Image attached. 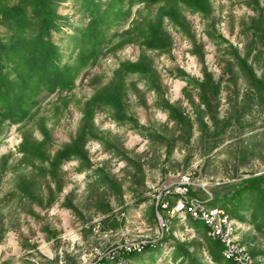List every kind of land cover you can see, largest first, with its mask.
Returning <instances> with one entry per match:
<instances>
[{"label":"rangeland","instance_id":"1","mask_svg":"<svg viewBox=\"0 0 264 264\" xmlns=\"http://www.w3.org/2000/svg\"><path fill=\"white\" fill-rule=\"evenodd\" d=\"M95 1L96 27L80 0L52 6L49 40L73 86L33 80L27 117L0 121V264H224L204 224L174 211L178 196L166 192L182 182L264 264V227L236 193L264 176V0H203L197 11L183 0ZM149 34L161 49L143 45ZM12 36L0 23V39ZM101 94L122 120L94 101ZM65 148L78 156H60Z\"/></svg>","mask_w":264,"mask_h":264},{"label":"trees","instance_id":"2","mask_svg":"<svg viewBox=\"0 0 264 264\" xmlns=\"http://www.w3.org/2000/svg\"><path fill=\"white\" fill-rule=\"evenodd\" d=\"M2 1L4 0H0V23L9 28L13 36L5 42L0 39V121L9 120L13 123H19L27 117L31 106V102L26 100L27 92L31 91L29 88L31 81L37 80L39 84L47 86L53 91L55 88H71L73 76L71 68H59L57 66V52L49 40L50 31L57 30L58 27L57 20L59 17L55 15L52 9L54 0H20V5L12 8L2 6ZM202 1L183 0L187 6L195 11L201 9ZM80 3L83 12L90 17L91 25L96 27L104 21V16L100 15L95 0H80ZM24 6H29L31 9V17L28 16L27 8ZM94 31L96 32L95 29ZM149 38L143 45L153 49L162 48L159 39H156L152 34H149ZM236 60L240 68L247 70L245 61L238 56ZM9 67L15 71L14 81L8 80L3 71L4 68ZM139 68L140 65L129 64L124 66V69L140 74ZM15 69H21L23 73ZM251 81L253 88L260 91V83L254 77ZM94 101L100 106L110 107L114 110L113 115L117 119H123L116 98L101 94L96 96ZM60 156L69 158L70 156H78V152L73 148H65ZM240 186V189L236 187L238 189L236 193L240 196L246 194L253 200L252 221L256 224L257 230L260 231L264 227V176L244 180ZM189 195H193L192 192H189ZM187 217L191 219L189 215ZM218 246L221 248L217 241L210 243L212 258L216 262L222 261L224 264H233L234 261H226L218 255ZM177 251L187 256V252L181 246H177Z\"/></svg>","mask_w":264,"mask_h":264},{"label":"built area","instance_id":"3","mask_svg":"<svg viewBox=\"0 0 264 264\" xmlns=\"http://www.w3.org/2000/svg\"><path fill=\"white\" fill-rule=\"evenodd\" d=\"M190 185L191 184L187 182H182L177 184V188L174 193H171V191L166 192L167 194H174L178 196L177 207L173 208L174 211L193 213V215H196L199 219L206 221L209 225V229L213 232V236L218 239L219 244L226 246V253H222L223 255H231V257L234 258V263L236 264H250V256L240 253V248L238 244L233 241V237L232 242H224L223 240V228H231L232 233L233 222L226 220V214L216 212L213 215H206V212L202 211L201 207H194V199L200 198L193 197L187 199V196H189V192L191 191ZM205 193L207 194V197L212 196L210 192L205 191Z\"/></svg>","mask_w":264,"mask_h":264},{"label":"bare ground","instance_id":"4","mask_svg":"<svg viewBox=\"0 0 264 264\" xmlns=\"http://www.w3.org/2000/svg\"><path fill=\"white\" fill-rule=\"evenodd\" d=\"M202 203L203 202L200 203L199 201H197V200L194 199V207H201L202 208V211H205L206 212V215H213L216 212L217 213H223V214H225L223 211H220L219 209L218 210H216V209H205ZM176 212H179V211H176ZM187 214H189V216H191L193 219L200 220L204 224V226L207 228V230H208L207 231L208 232V237L211 238L212 240H216L217 242H219L218 239L213 236V232L211 231V229H209V225L207 224L206 221H203V220L199 219L196 215H193V213H187ZM226 220H228L229 222H231V220L229 219V217L227 215H226ZM232 234H233V227H232V233H231V228H223V240H224V242H232ZM220 245L222 247V253H226V246H224L222 244H220ZM137 249H141V248H137ZM240 253L247 254L241 248H240ZM222 256H223V258L226 261H234V258L231 257V255H223L222 254ZM250 264H252L251 263V258H250Z\"/></svg>","mask_w":264,"mask_h":264}]
</instances>
